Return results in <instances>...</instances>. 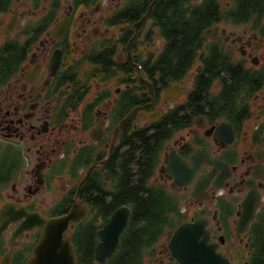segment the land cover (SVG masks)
I'll return each instance as SVG.
<instances>
[{"label":"flooded vegetation","instance_id":"1","mask_svg":"<svg viewBox=\"0 0 264 264\" xmlns=\"http://www.w3.org/2000/svg\"><path fill=\"white\" fill-rule=\"evenodd\" d=\"M217 3L202 55L165 75L164 37L150 14L139 22L143 0H0V264H28L44 220L71 211L74 264H117L135 244L133 264H181L169 245L181 222L187 264L260 260L264 10ZM137 133L157 137L127 166L134 180L148 166L139 196L167 225L135 218V201L120 196ZM245 203L254 215L239 224ZM114 214L127 224L100 261L99 231Z\"/></svg>","mask_w":264,"mask_h":264},{"label":"trees","instance_id":"2","mask_svg":"<svg viewBox=\"0 0 264 264\" xmlns=\"http://www.w3.org/2000/svg\"><path fill=\"white\" fill-rule=\"evenodd\" d=\"M142 13L147 11L148 4L152 0H143ZM192 0H157L150 13V18L154 20V25L159 29V33L164 37V49L160 54L158 63L164 64L165 75L179 73L189 66L195 57L202 55L206 37L204 30L214 24L218 18L217 0H203L200 4H194ZM240 9L259 11L264 10V0H242ZM157 137L145 134H133L132 140H127L129 149L126 153V170L123 174L122 192L123 198H131L138 208V215L135 218L145 219L150 226L154 218H158L159 225H167L164 220L163 208L158 206L151 197L139 196L144 192V184L141 181L142 174L146 172L148 166H140V178L133 179V174L127 164L133 160L135 151L142 148L143 156H149L153 140ZM160 210V211H159ZM160 229L159 233H162ZM135 236H141L135 231ZM128 245V252L117 264H133L137 260L140 248ZM264 245V243L262 244ZM256 264H264V249L261 251V258Z\"/></svg>","mask_w":264,"mask_h":264},{"label":"water","instance_id":"3","mask_svg":"<svg viewBox=\"0 0 264 264\" xmlns=\"http://www.w3.org/2000/svg\"><path fill=\"white\" fill-rule=\"evenodd\" d=\"M156 0H152L148 6L146 13L142 16L139 22L145 20L150 14L153 4ZM211 30H208V34ZM254 215L253 207H248L244 204V211L242 212L239 220V224L248 223ZM78 215L75 211H71L69 214L45 219L46 223L45 231L36 244L34 249V255L30 258L28 264H74V256L72 253L69 238L63 237V232L66 229L70 220L77 221ZM127 214H114L110 220L99 231L102 241L97 244L95 248V258L104 261L106 257L111 256L119 244V235L127 224ZM188 222H182L175 229L173 237L170 240V247L173 250V254L177 257L181 264H187V261L183 254V232L188 229ZM193 229V228H192ZM195 236L191 237V244L193 245ZM203 254L202 256H207ZM190 264V263H189ZM191 264H231L228 260L215 259L205 260L202 258L197 262Z\"/></svg>","mask_w":264,"mask_h":264}]
</instances>
